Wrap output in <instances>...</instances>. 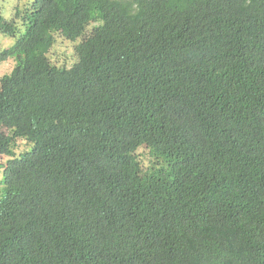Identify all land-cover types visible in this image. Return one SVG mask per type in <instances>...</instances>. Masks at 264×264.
I'll list each match as a JSON object with an SVG mask.
<instances>
[{"label": "trees", "instance_id": "obj_1", "mask_svg": "<svg viewBox=\"0 0 264 264\" xmlns=\"http://www.w3.org/2000/svg\"><path fill=\"white\" fill-rule=\"evenodd\" d=\"M16 16L0 264H264V0H32ZM55 33L80 39L71 65L48 58Z\"/></svg>", "mask_w": 264, "mask_h": 264}, {"label": "rangeland", "instance_id": "obj_2", "mask_svg": "<svg viewBox=\"0 0 264 264\" xmlns=\"http://www.w3.org/2000/svg\"><path fill=\"white\" fill-rule=\"evenodd\" d=\"M31 1L32 0H0V16L4 18L5 21H11L12 19L16 18V31L14 35H5L0 30V54L6 47H10L19 37V35L24 31L21 24V18H17L16 12L17 10L22 11ZM91 27L92 25L87 28V31H89ZM79 41L80 39L71 41L65 39L59 33H55L54 43L47 53L49 60L56 65H71L75 60L74 45ZM15 63L16 59L14 58H7L0 61V79L3 75L9 74L12 71ZM12 142L13 143L11 144L10 149L11 151H13L14 156H18L20 153L30 147V144L22 138H16ZM136 153H138L139 159L146 167L152 159L151 155H149L148 153V149L145 146H141L140 148H138ZM9 158H11V156L0 153V164H4ZM2 176L3 170L2 168H0V180L2 179ZM1 186L2 185L0 184V193Z\"/></svg>", "mask_w": 264, "mask_h": 264}]
</instances>
